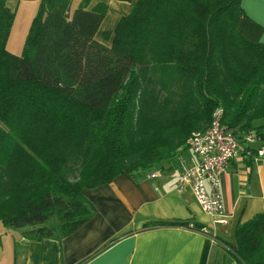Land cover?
Segmentation results:
<instances>
[{"label": "trees", "instance_id": "trees-1", "mask_svg": "<svg viewBox=\"0 0 264 264\" xmlns=\"http://www.w3.org/2000/svg\"><path fill=\"white\" fill-rule=\"evenodd\" d=\"M11 1L0 0V222L24 238L72 235L95 212L85 192L119 176L183 171L217 110L264 142V27L242 0H119L133 8L109 46L96 38L107 5L36 0L20 55L7 49ZM173 225L192 224L148 226ZM235 239L224 264H264V213Z\"/></svg>", "mask_w": 264, "mask_h": 264}, {"label": "crops", "instance_id": "crops-1", "mask_svg": "<svg viewBox=\"0 0 264 264\" xmlns=\"http://www.w3.org/2000/svg\"><path fill=\"white\" fill-rule=\"evenodd\" d=\"M82 1L74 0L72 10ZM21 2L28 4V0ZM12 3L19 4L11 1V8ZM100 4L107 5L108 12L96 38L109 46L112 36L107 39L104 34L115 31L133 4L90 0L88 9ZM242 7L264 27V0H242ZM261 41L264 44V34ZM12 45L9 41L8 50L19 53V45ZM245 159L241 156L232 161L221 177L226 224L217 223V218L204 212L189 189H178L182 170L174 168L153 171L140 181L119 176L109 185L86 191L95 212L76 232L60 241H32L24 238L22 231L7 228L0 229V238L10 246L14 241L12 248L17 246L14 264H224L220 262L222 257L232 261L230 247H236L238 224L264 213V158L253 165ZM193 162L190 155L183 166ZM174 222L203 225L209 234L184 226H148Z\"/></svg>", "mask_w": 264, "mask_h": 264}, {"label": "built area", "instance_id": "built-area-1", "mask_svg": "<svg viewBox=\"0 0 264 264\" xmlns=\"http://www.w3.org/2000/svg\"><path fill=\"white\" fill-rule=\"evenodd\" d=\"M222 114V110H217L210 128L190 137L188 145L194 162L182 171L178 189H189L204 212L217 218V223L226 224L221 177L230 169L231 162L245 152L247 159L252 157L254 163H259L264 158V142L254 132L238 137L222 126ZM251 148H256V152H251ZM188 228L194 230L193 225ZM201 232L209 234L206 228Z\"/></svg>", "mask_w": 264, "mask_h": 264}, {"label": "rangeland", "instance_id": "rangeland-1", "mask_svg": "<svg viewBox=\"0 0 264 264\" xmlns=\"http://www.w3.org/2000/svg\"><path fill=\"white\" fill-rule=\"evenodd\" d=\"M27 3L28 4H25V2L20 1L19 2L20 5L14 4V3L11 4L12 7L14 5L13 8L16 9V15H15L14 24H13V27L11 30V34L9 37V41H11V46H13L12 44L19 45V51H18L19 53H17L19 55L22 54V52H23L25 41H26L27 35L29 33V30H30V26H31L32 21L35 18L37 12H38L37 1L28 0ZM25 8L27 10L24 11ZM74 10H72V12ZM7 49H8V45H7ZM6 228L8 230L11 229L12 231H15L17 233L19 231V230L13 229V228L5 227L0 222V229H6ZM12 239H14V238H12ZM1 242L3 243V247L1 246ZM6 242H7L6 240L4 241V240H1V238H0V264H14V251L18 250V248H17V246H16V249L12 248V244L14 243V241H10L11 246L6 245L7 244ZM224 248L227 249L226 247H224ZM229 261H230V259L228 260L227 258L224 261L223 257L220 260L221 263H223V262L227 263Z\"/></svg>", "mask_w": 264, "mask_h": 264}]
</instances>
